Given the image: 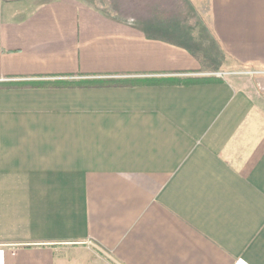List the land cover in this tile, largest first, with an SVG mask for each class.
<instances>
[{"label": "crops", "instance_id": "1", "mask_svg": "<svg viewBox=\"0 0 264 264\" xmlns=\"http://www.w3.org/2000/svg\"><path fill=\"white\" fill-rule=\"evenodd\" d=\"M0 264H264V0H0Z\"/></svg>", "mask_w": 264, "mask_h": 264}, {"label": "rangeland", "instance_id": "2", "mask_svg": "<svg viewBox=\"0 0 264 264\" xmlns=\"http://www.w3.org/2000/svg\"><path fill=\"white\" fill-rule=\"evenodd\" d=\"M222 70H224V69H222ZM243 69L242 68H238V67H234V68H232L230 71H242ZM218 77H221V76H223V74H218L217 75ZM211 79H218V78H215V77H210ZM209 78V79H210ZM102 254V253H101ZM103 255V254H102Z\"/></svg>", "mask_w": 264, "mask_h": 264}, {"label": "trees", "instance_id": "3", "mask_svg": "<svg viewBox=\"0 0 264 264\" xmlns=\"http://www.w3.org/2000/svg\"><path fill=\"white\" fill-rule=\"evenodd\" d=\"M192 81H194L195 82V80H192ZM191 81H185V83L187 84V83H190ZM163 83H170V82H154L153 84H156V85H161V84H163ZM110 85V84H109ZM111 85H116V84H111Z\"/></svg>", "mask_w": 264, "mask_h": 264}, {"label": "water", "instance_id": "4", "mask_svg": "<svg viewBox=\"0 0 264 264\" xmlns=\"http://www.w3.org/2000/svg\"><path fill=\"white\" fill-rule=\"evenodd\" d=\"M99 251H101L100 249H98ZM102 252V251H101Z\"/></svg>", "mask_w": 264, "mask_h": 264}]
</instances>
